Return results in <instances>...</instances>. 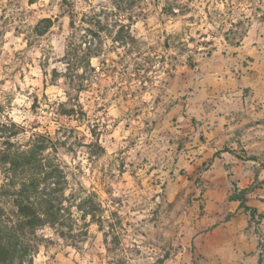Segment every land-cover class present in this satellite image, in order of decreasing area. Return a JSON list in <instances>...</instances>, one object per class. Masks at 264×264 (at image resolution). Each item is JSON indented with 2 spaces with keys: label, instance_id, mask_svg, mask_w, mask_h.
<instances>
[{
  "label": "rangeland",
  "instance_id": "rangeland-1",
  "mask_svg": "<svg viewBox=\"0 0 264 264\" xmlns=\"http://www.w3.org/2000/svg\"><path fill=\"white\" fill-rule=\"evenodd\" d=\"M243 3L0 0V218L17 222L2 193L25 175L7 154L45 136L65 177L63 223L14 264H135L172 205L244 232L248 264H264V31ZM223 109L244 119L241 139L212 127Z\"/></svg>",
  "mask_w": 264,
  "mask_h": 264
},
{
  "label": "trees",
  "instance_id": "trees-1",
  "mask_svg": "<svg viewBox=\"0 0 264 264\" xmlns=\"http://www.w3.org/2000/svg\"><path fill=\"white\" fill-rule=\"evenodd\" d=\"M41 23L44 24V30H41L40 25L37 29L41 35L54 24L52 18H44ZM43 138L45 142L44 139L41 143L35 139L27 150L13 151L4 156L3 161L10 164L11 171H20L25 175L12 190L5 189L2 193L12 198L19 217L13 225L0 218V264H14L16 259L30 253L32 237L39 228L63 223V188L60 185L65 177L62 170L44 155L49 140L45 136ZM3 189L4 186H0V190ZM252 212L256 214L255 208ZM86 213L92 214L90 211Z\"/></svg>",
  "mask_w": 264,
  "mask_h": 264
},
{
  "label": "clouds",
  "instance_id": "clouds-1",
  "mask_svg": "<svg viewBox=\"0 0 264 264\" xmlns=\"http://www.w3.org/2000/svg\"><path fill=\"white\" fill-rule=\"evenodd\" d=\"M238 7L245 17L251 18L249 23L253 30L259 27L264 31V24L259 23L260 17L264 16V0H244ZM258 7L260 12L256 11ZM258 194L264 195V189ZM174 208L172 205V208L163 209L167 218H162L151 243L139 249V257H133L135 264H154V256H161L163 251L169 250L173 253L174 264H248L249 248L255 241H250L247 234L223 225L206 229L195 217L181 222L180 218L169 214ZM257 239L264 240V236ZM256 252L259 256L264 247Z\"/></svg>",
  "mask_w": 264,
  "mask_h": 264
},
{
  "label": "crops",
  "instance_id": "crops-1",
  "mask_svg": "<svg viewBox=\"0 0 264 264\" xmlns=\"http://www.w3.org/2000/svg\"><path fill=\"white\" fill-rule=\"evenodd\" d=\"M226 106H229V105H226ZM242 106V109L245 111H248L249 110V106L247 104H244V105H241ZM226 111L223 109V112ZM228 115V116H227ZM244 116V115H243ZM242 116V117H243ZM233 116L231 115V117H229V113H221V115H217V117H215L214 115V118L216 120L213 121V125L212 126L214 129H222L225 131V134L228 133L227 135V138L226 139H230L229 137H235V141L236 140H239L241 139L242 135L245 134L244 131H237L235 130V132H233L234 129H236V127H238V129H241L245 124L244 122V119H239L238 122H236L234 119L235 118H232ZM232 118V119H230ZM241 118V117H240ZM236 122V123H235ZM226 123H229L228 125H226ZM219 126V127H218ZM232 129V131L230 132V130ZM252 129V128H251ZM214 131V130H213ZM227 131V132H226ZM233 138H231L230 140H232Z\"/></svg>",
  "mask_w": 264,
  "mask_h": 264
}]
</instances>
